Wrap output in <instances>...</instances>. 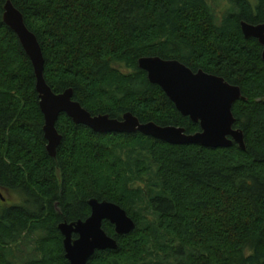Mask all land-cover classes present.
<instances>
[{
    "label": "trees",
    "instance_id": "trees-1",
    "mask_svg": "<svg viewBox=\"0 0 264 264\" xmlns=\"http://www.w3.org/2000/svg\"><path fill=\"white\" fill-rule=\"evenodd\" d=\"M0 0V264H69L61 222L84 221L95 198L121 206L135 229L87 264H264V61L240 22H264V0H10L36 36L55 93L92 115L141 123L199 124L182 116L137 61L175 59L239 86L234 128L245 149L168 144L139 132L97 133L64 113L55 157L46 151L32 64L4 24ZM34 246L26 258L20 243ZM73 238L76 235L73 234ZM24 249V252L26 250Z\"/></svg>",
    "mask_w": 264,
    "mask_h": 264
},
{
    "label": "water",
    "instance_id": "water-1",
    "mask_svg": "<svg viewBox=\"0 0 264 264\" xmlns=\"http://www.w3.org/2000/svg\"><path fill=\"white\" fill-rule=\"evenodd\" d=\"M3 22L15 33L32 64L36 78L35 89L43 115L45 148L50 157H55L62 140L56 128L62 113L73 123L85 125L97 133L139 132L168 144H198L207 148L229 147L235 142L241 149H245L243 133L234 128L235 118L232 113L233 104L243 98L241 89L224 78L201 69L193 71L175 59L158 56L138 59L137 65L145 71L148 81L163 90L182 116L199 124L200 130L195 133H186L184 128L178 126L141 123L130 112L123 114L121 119L111 118L107 114L92 115L73 100L72 88L57 94L46 83L39 42L10 0L4 4ZM240 28L245 38L258 40L264 61V22L255 25L241 21ZM87 204L90 215L84 221L61 222L57 226L63 237L64 256L69 264H87L96 251L117 248L116 239L107 235L102 227L104 221L113 225L118 236L129 234L135 229L133 219L121 206L95 198L89 199ZM73 234L76 238H73Z\"/></svg>",
    "mask_w": 264,
    "mask_h": 264
},
{
    "label": "rangeland",
    "instance_id": "rangeland-1",
    "mask_svg": "<svg viewBox=\"0 0 264 264\" xmlns=\"http://www.w3.org/2000/svg\"><path fill=\"white\" fill-rule=\"evenodd\" d=\"M212 5V8L214 10V12L216 13L217 16L221 17L223 15V12L226 8H228V3H227V0H217L215 1L214 3L211 4ZM3 197V200H9V202L11 204H19V203H22L23 201V198L22 196L18 193V192H12V193H2L1 195ZM37 237V235H34L32 238H31V241L29 244H26L27 245V248L26 246L24 245L23 247V244L25 243V241H23L24 243H20V249H22L23 252H21L19 254V258L20 256L22 255L23 253V256L26 257V258H29V255L28 253H30L33 249V246H34V239ZM26 248L25 252H24V249ZM16 264H21V262L19 261V259L17 260Z\"/></svg>",
    "mask_w": 264,
    "mask_h": 264
},
{
    "label": "flooded vegetation",
    "instance_id": "flooded-vegetation-1",
    "mask_svg": "<svg viewBox=\"0 0 264 264\" xmlns=\"http://www.w3.org/2000/svg\"><path fill=\"white\" fill-rule=\"evenodd\" d=\"M0 195H2L1 193H0ZM0 197H2V196H0ZM3 198V197H2Z\"/></svg>",
    "mask_w": 264,
    "mask_h": 264
}]
</instances>
